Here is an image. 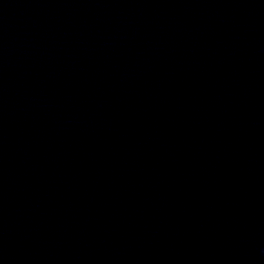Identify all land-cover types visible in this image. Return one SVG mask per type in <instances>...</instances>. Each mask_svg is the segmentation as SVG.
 I'll return each mask as SVG.
<instances>
[{
  "label": "water",
  "instance_id": "water-1",
  "mask_svg": "<svg viewBox=\"0 0 264 264\" xmlns=\"http://www.w3.org/2000/svg\"><path fill=\"white\" fill-rule=\"evenodd\" d=\"M0 264H264V0H0Z\"/></svg>",
  "mask_w": 264,
  "mask_h": 264
}]
</instances>
